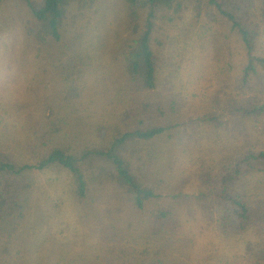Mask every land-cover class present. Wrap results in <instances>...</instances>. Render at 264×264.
I'll list each match as a JSON object with an SVG mask.
<instances>
[{
    "label": "trees",
    "instance_id": "16d2710c",
    "mask_svg": "<svg viewBox=\"0 0 264 264\" xmlns=\"http://www.w3.org/2000/svg\"><path fill=\"white\" fill-rule=\"evenodd\" d=\"M101 1L44 0L39 9H31L35 55L55 80L59 104L44 110L39 149L32 150L39 154L34 162H19L12 152L0 149V240L5 253L24 227L38 190L33 169L53 172V183L66 182L64 194L78 208L92 211L105 205L109 222L100 240L156 239L176 227V208L169 198L177 195L166 192L170 167L161 161L168 149L155 144L172 142L178 129L179 100L160 91L159 82L173 31L182 22H214L238 36L245 55L238 77L240 94L226 110L236 118L264 120V55L256 53L264 37V0H121L124 31L112 52L119 73L107 93L110 110L103 120L94 121L87 108L81 115L73 113L94 60L90 35ZM197 121L220 125L214 113ZM71 128L84 134L81 148L66 144ZM254 172L264 174V149L252 146L199 176L201 191L196 196L207 203L225 235L243 234L252 224L255 214L242 183ZM113 222L122 228H114ZM129 264L160 262L140 256ZM220 264H264V243L248 242L239 262Z\"/></svg>",
    "mask_w": 264,
    "mask_h": 264
},
{
    "label": "rangeland",
    "instance_id": "374dc122",
    "mask_svg": "<svg viewBox=\"0 0 264 264\" xmlns=\"http://www.w3.org/2000/svg\"><path fill=\"white\" fill-rule=\"evenodd\" d=\"M43 2L0 0V149L26 163L39 155L32 150L39 149L46 106L59 104V89L35 55L29 27L31 9H39ZM95 25L90 35L94 60L76 100L79 107L71 108L77 115L87 108L92 121L108 114L107 93L118 82L119 66L112 52L118 34L124 31L122 1L99 2ZM256 53L264 55V37ZM244 60L238 36L226 25L202 21L190 26L186 21L173 31L159 87L179 100L178 129L172 133V142L155 144L168 149L161 157L170 167L165 174L169 178L166 192L177 195L169 198L176 208V227L170 233L131 243L129 237L100 240L101 229L105 232L109 222L105 205L100 203L92 211L80 209L64 194L66 182L53 183V172L33 169L38 190L24 227L6 253L1 251L4 243L0 240V264H129L140 256L160 264L237 263L248 242L264 243V174H249L242 183L255 214L243 234L222 233L207 203L196 196L203 171L218 162L228 163L246 148L264 149V120L236 118L226 110L240 94L238 77ZM249 91L256 93L253 88ZM207 113L217 114L220 125L197 121ZM78 134L71 128L66 144L81 148L84 134ZM113 227L122 228L115 222Z\"/></svg>",
    "mask_w": 264,
    "mask_h": 264
}]
</instances>
